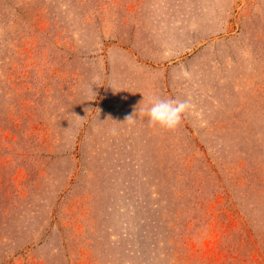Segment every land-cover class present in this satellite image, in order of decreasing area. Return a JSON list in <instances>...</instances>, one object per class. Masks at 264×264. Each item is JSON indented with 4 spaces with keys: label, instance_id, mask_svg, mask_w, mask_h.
Returning a JSON list of instances; mask_svg holds the SVG:
<instances>
[{
    "label": "rangeland",
    "instance_id": "obj_1",
    "mask_svg": "<svg viewBox=\"0 0 264 264\" xmlns=\"http://www.w3.org/2000/svg\"><path fill=\"white\" fill-rule=\"evenodd\" d=\"M0 264H264V0H0Z\"/></svg>",
    "mask_w": 264,
    "mask_h": 264
},
{
    "label": "clouds",
    "instance_id": "obj_2",
    "mask_svg": "<svg viewBox=\"0 0 264 264\" xmlns=\"http://www.w3.org/2000/svg\"><path fill=\"white\" fill-rule=\"evenodd\" d=\"M190 107L188 100L154 96L142 111L147 116L149 126L172 130L181 123Z\"/></svg>",
    "mask_w": 264,
    "mask_h": 264
}]
</instances>
